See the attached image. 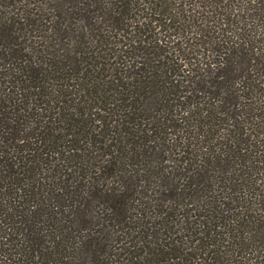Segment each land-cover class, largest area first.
I'll list each match as a JSON object with an SVG mask.
<instances>
[{
	"label": "trees",
	"instance_id": "trees-1",
	"mask_svg": "<svg viewBox=\"0 0 264 264\" xmlns=\"http://www.w3.org/2000/svg\"><path fill=\"white\" fill-rule=\"evenodd\" d=\"M0 264H264V0H0Z\"/></svg>",
	"mask_w": 264,
	"mask_h": 264
}]
</instances>
